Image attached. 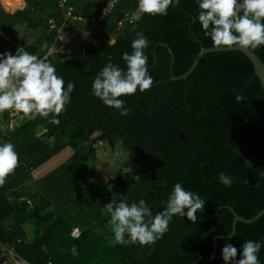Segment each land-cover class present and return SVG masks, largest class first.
<instances>
[{
  "label": "trees",
  "instance_id": "trees-1",
  "mask_svg": "<svg viewBox=\"0 0 264 264\" xmlns=\"http://www.w3.org/2000/svg\"><path fill=\"white\" fill-rule=\"evenodd\" d=\"M108 1H0V52L15 53L21 43L53 64L65 84H75L59 125L38 115L0 113V143H13L19 155L18 166L0 185V244L32 264H225L226 243L239 256L244 241L264 242V215L233 228L235 216L252 220L264 210L262 83L238 51L206 54L185 80H173L190 70L202 49L217 48L198 22L189 27L196 0H181L165 17L137 12L132 23L126 14L137 11L138 0H119L98 36L67 50L66 34L80 41L92 30L68 12L96 17ZM51 19L56 28L50 31ZM58 31L66 44L54 52ZM137 32L149 42L145 52L154 84L122 97L131 111L121 117L91 94V85L109 57L125 67L121 55L132 51ZM251 51L264 63V46ZM237 92L243 102H236ZM11 119L18 126L8 133ZM103 146L127 156L112 167L103 163L108 179L98 165ZM221 171L233 178L231 187L217 182ZM177 182L206 201L195 223L174 216L151 249L115 243L103 211L113 193L129 203L144 198L155 214ZM259 260L264 264V247Z\"/></svg>",
  "mask_w": 264,
  "mask_h": 264
},
{
  "label": "clouds",
  "instance_id": "clouds-1",
  "mask_svg": "<svg viewBox=\"0 0 264 264\" xmlns=\"http://www.w3.org/2000/svg\"><path fill=\"white\" fill-rule=\"evenodd\" d=\"M181 0H138L137 11L126 14L129 23L138 19V13L165 17L169 8H177ZM197 13L189 21L198 22L205 37L213 46L256 49L264 46V0H196ZM132 51L123 52L121 59L125 67L113 63L111 58L96 73L91 85V94L103 105L115 109L121 117L129 115L125 96L139 91L144 93L154 84L149 71V47L147 37L136 33L131 42ZM88 67H86V70ZM75 84H65L56 67L46 58L17 47L12 51L0 52V113L11 110L22 113L29 119L37 115L48 118V123L59 125V115L71 103ZM236 102H243L241 92L235 94ZM19 164V155L11 142L0 143V185ZM231 187L233 178L224 171L218 173V181ZM206 201L196 192L187 190L180 182L172 186L162 211H152L144 198L129 203L125 196L112 194L111 201L104 204V213L109 217L107 224L117 244H139L150 249L169 231L174 216H185L195 223ZM232 234H236L233 232ZM223 239V236H221ZM264 242L246 240L238 249L226 243L221 249L225 264H260L259 253ZM73 255L76 249H71Z\"/></svg>",
  "mask_w": 264,
  "mask_h": 264
},
{
  "label": "built area",
  "instance_id": "built-area-1",
  "mask_svg": "<svg viewBox=\"0 0 264 264\" xmlns=\"http://www.w3.org/2000/svg\"><path fill=\"white\" fill-rule=\"evenodd\" d=\"M119 0H110L108 1L103 8L101 9L100 13L96 17H88L85 16H72L69 12L67 14L68 17H72L73 20L77 22H88L92 27V32L94 36H98L101 32V25L106 20V18L113 12L115 5L118 3ZM65 4V0H61L60 6ZM138 15V14H137ZM56 28L55 22L51 19L49 21V29L54 30ZM0 36H2V32L0 31ZM66 44L64 33L61 31L57 32V36L55 39V44L53 45V51L58 52L60 50V46ZM21 47V46H19ZM17 119L9 120L7 124V131L11 133L15 130L18 126ZM30 204V201H27ZM0 262L1 264H32L25 260L24 258L20 257L15 253L14 250L5 248L0 244ZM45 264H52L51 262Z\"/></svg>",
  "mask_w": 264,
  "mask_h": 264
},
{
  "label": "water",
  "instance_id": "water-1",
  "mask_svg": "<svg viewBox=\"0 0 264 264\" xmlns=\"http://www.w3.org/2000/svg\"><path fill=\"white\" fill-rule=\"evenodd\" d=\"M230 51H238L243 53L253 64L255 74L260 79L263 89H264V63L261 61V59L255 55L251 49H244L240 47H221V48H211V49H202L200 54L197 56L194 64L190 68V70L184 74L183 76L179 78H173V80H185L197 67L198 63L200 62L201 58L209 53H220V52H230ZM264 175V174H263ZM264 215V210H262L254 219L252 220H246L239 216H235L233 228L235 229L237 222H243V223H253L256 222L259 218H261ZM231 237V236H229Z\"/></svg>",
  "mask_w": 264,
  "mask_h": 264
},
{
  "label": "rangeland",
  "instance_id": "rangeland-1",
  "mask_svg": "<svg viewBox=\"0 0 264 264\" xmlns=\"http://www.w3.org/2000/svg\"><path fill=\"white\" fill-rule=\"evenodd\" d=\"M66 35H67L66 49L68 50L71 49L72 47L81 48L82 44H85L94 34L91 32H83L80 41H74L75 34L73 33L70 35L69 34ZM97 155H98V165L100 168H102L100 172L104 179H108L109 177H111L110 174L106 171L105 165L107 167H112L113 163L116 162L122 163L127 158V156L120 149H117L116 151H112L110 148L104 146L98 149ZM131 172H133V170H131Z\"/></svg>",
  "mask_w": 264,
  "mask_h": 264
},
{
  "label": "crops",
  "instance_id": "crops-1",
  "mask_svg": "<svg viewBox=\"0 0 264 264\" xmlns=\"http://www.w3.org/2000/svg\"><path fill=\"white\" fill-rule=\"evenodd\" d=\"M1 1V3H2V0H0ZM93 30H91L90 32H92ZM1 37H5V35H4V33L2 32V36H0V38ZM21 43H19L18 45H17V47H19V45H20Z\"/></svg>",
  "mask_w": 264,
  "mask_h": 264
}]
</instances>
